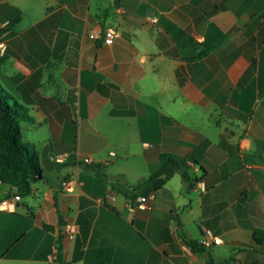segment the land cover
Wrapping results in <instances>:
<instances>
[{"label":"crops","instance_id":"0c3cea01","mask_svg":"<svg viewBox=\"0 0 264 264\" xmlns=\"http://www.w3.org/2000/svg\"><path fill=\"white\" fill-rule=\"evenodd\" d=\"M0 40L43 172L20 201L0 183V264L59 247L65 264H264V0H0ZM164 152L195 162L190 190L180 173L144 207L117 190ZM209 232L221 244L194 251Z\"/></svg>","mask_w":264,"mask_h":264},{"label":"trees","instance_id":"16d2710c","mask_svg":"<svg viewBox=\"0 0 264 264\" xmlns=\"http://www.w3.org/2000/svg\"><path fill=\"white\" fill-rule=\"evenodd\" d=\"M16 23L13 22L9 28ZM204 55L205 53L199 57ZM29 123H35L34 119L0 82V183L17 187L19 196L29 194L32 185L41 180L43 174L34 145L24 141L25 125ZM187 162L195 163L188 157L172 152L161 153L158 169L147 179L132 187L120 185L117 190L130 200L142 196L149 202L153 194L165 186L176 173L181 174L186 189L190 190L194 181L188 173ZM188 244L194 251H202L199 244ZM56 260L59 264H65L60 247L57 249Z\"/></svg>","mask_w":264,"mask_h":264},{"label":"built area","instance_id":"2783aa9c","mask_svg":"<svg viewBox=\"0 0 264 264\" xmlns=\"http://www.w3.org/2000/svg\"><path fill=\"white\" fill-rule=\"evenodd\" d=\"M117 37H118V33L114 29L108 28L103 33V44L106 46H113ZM5 49H6L5 43L2 40H0V54H3ZM55 160L61 161L62 158L60 156H57ZM90 163H91L90 159L84 160V164H90ZM74 184L75 183L73 179L69 178V179L63 180L60 184V189L64 193H70L74 189ZM20 199L21 198L18 194L14 197V201H20ZM147 202L148 200L145 197L141 196L138 199L139 206L141 207L146 206ZM11 206H12V203L9 200H3L0 202V210H9L11 209ZM62 234L64 236L71 237L74 234V229L71 226H64ZM221 242L222 241L220 238H216L211 232H209L206 235L201 237L198 244L199 246L203 248H210L211 246L220 245Z\"/></svg>","mask_w":264,"mask_h":264}]
</instances>
